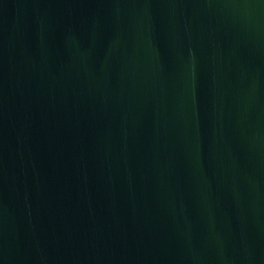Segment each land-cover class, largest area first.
I'll list each match as a JSON object with an SVG mask.
<instances>
[{
  "label": "water",
  "instance_id": "obj_1",
  "mask_svg": "<svg viewBox=\"0 0 264 264\" xmlns=\"http://www.w3.org/2000/svg\"><path fill=\"white\" fill-rule=\"evenodd\" d=\"M0 264H264V0H0Z\"/></svg>",
  "mask_w": 264,
  "mask_h": 264
}]
</instances>
